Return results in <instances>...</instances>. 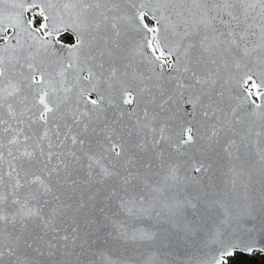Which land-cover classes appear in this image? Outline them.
I'll list each match as a JSON object with an SVG mask.
<instances>
[{"label": "snow or ice", "instance_id": "1", "mask_svg": "<svg viewBox=\"0 0 264 264\" xmlns=\"http://www.w3.org/2000/svg\"><path fill=\"white\" fill-rule=\"evenodd\" d=\"M36 7V0H0V51L11 52L0 55V264H81V257L96 264L97 256L99 264H168L167 256L190 242L187 264L264 254V0H42L27 19ZM134 63L146 69L131 77L142 86L129 82ZM221 63L240 89L228 116L220 115L224 91L214 96ZM233 70L240 74L234 81ZM152 80L161 94L160 82L171 85L165 104L183 112L187 103L193 111L175 127L157 129L145 106L143 122L135 121L142 137L135 148L144 155L136 158L118 121L102 124L101 114L134 99L140 108V97L152 96ZM191 89L200 93L195 99L185 95ZM253 89L259 105L249 99ZM249 114L258 117V131L245 126ZM198 115L211 121L207 139L224 153L230 187L260 186L250 227L233 229L231 213L224 218L211 176L202 184L190 175L211 165L187 151L183 164L164 157L163 143L173 137L177 151L202 138ZM85 210H99L100 218L88 220L96 231L81 237L76 216L62 227L69 212ZM109 239L135 247L119 258L93 251Z\"/></svg>", "mask_w": 264, "mask_h": 264}, {"label": "water", "instance_id": "2", "mask_svg": "<svg viewBox=\"0 0 264 264\" xmlns=\"http://www.w3.org/2000/svg\"><path fill=\"white\" fill-rule=\"evenodd\" d=\"M42 0H36V4L41 6ZM27 3L31 4L32 0H27ZM25 17L29 19L27 12L25 13ZM258 31V30H257ZM11 32V29H9V33ZM11 35V34H10ZM252 40L258 41V37H252ZM6 42L0 43V49L3 48V45ZM13 44L16 43L15 40L12 41ZM253 45L250 42L249 48H251ZM0 55H4L5 58L9 57L11 55V52H4L0 51ZM255 55V54H254ZM211 68H215V66H210ZM51 71H55V66L53 65L50 68ZM144 72L145 75H147L146 69L142 65H138L136 63L133 64L131 68L128 69V79L129 82L133 84V87L142 86L140 85L139 79L136 81H132L131 77L136 72ZM202 71H204L202 69ZM171 74V73H169ZM84 75H87V73H84ZM239 73H236L234 70L232 72L233 81L239 78ZM217 76L219 78V84L216 88V93H214V96L218 95L219 91H224V97L223 101L221 103V108H223L225 111L220 114L222 116H228V110L230 105H235L237 102L235 99H233L234 96L239 95L240 89L239 86L235 85L234 83H229V69L223 67V63H221L220 67L217 69ZM253 80H256L257 83L258 78L257 76H253ZM149 87L152 88V96H148L147 94L140 97V108H135L136 100L134 99L132 105H121V108L117 110L115 107H108L105 111V113L101 114V123L107 122L109 124H112L113 121H118V123L115 125L119 132L123 133L125 138L129 141V144L132 148L129 155L134 156L136 158H139L144 155V153L140 152L139 149L135 148V144L140 142L141 135L139 133V128L136 125L135 121L137 116L140 117L141 121L143 122V113L142 109L147 106L148 113H149V120H151L152 116L155 115L156 120L152 122V126L159 129V127H167V128H173L178 124L181 120L189 119L190 117L184 116V113H191L193 111L191 104H185L183 106V112H178L176 110L175 105L169 103L165 104L164 101L167 99L169 95V90L171 88V85L167 83V81L160 82L163 87V94H161V91L159 88H156L154 85L157 83L155 80L152 81H146ZM219 85H223V88ZM264 89V88H263ZM264 92V91H263ZM200 94L197 89H191L185 93L186 96L192 95L193 99H195V96ZM135 95V94H134ZM152 97H155V102H152ZM91 98L95 99V93L91 94ZM250 101H254L255 104H257V101H255L252 96L249 98ZM258 101H260V104L262 103L261 98L258 96ZM203 103H207V99L204 98ZM163 105V107H161ZM259 105V104H257ZM244 109L248 112H252V105L246 104L244 105ZM123 111L124 115L121 116L120 112ZM133 112V115L129 116L128 113ZM243 115V112L241 113ZM198 120L202 121V126L199 129L201 139H198L191 147L184 146L182 149L177 151L176 149V141L175 137H173V141L171 143H163V151H164V157L168 161H177L181 164L185 161L187 157L183 155L184 151H187L189 154H195L199 159L203 160L205 166L211 165V168L209 169L208 173L206 174H199L192 172L190 173L191 176L197 177L201 180L202 184H206L208 182V177L211 176L214 184L217 186V191L220 192V199L223 200L225 204V208L221 209V212L225 213L224 218L227 219V213H231L232 215V228H244V227H250L251 224L249 223L250 218L248 217L247 213L250 210V205L253 203L254 200L260 199V186L258 182H255V187H248L247 190L240 185V183H237V188L232 189L230 185L227 183L228 177L224 175V173L227 171V169L223 166L225 164V156L224 153L220 150V146L214 145L210 146V142L207 139V137L211 133V129L207 126L208 123H211V121L203 122L202 117L199 115L197 116ZM229 119L231 117L229 116ZM245 120V126H252L256 125L255 130H259L258 123L259 119L255 115H246L244 117ZM240 127V126H238ZM149 139H151V133L148 134ZM251 139H255V137H251ZM159 150V149H158ZM6 151V150H5ZM148 154L155 155L151 147L148 148ZM123 163V161H121ZM5 171H7V164L3 165ZM181 174H184V169L182 168ZM115 210V203L113 206L109 209H106L105 211L109 216L112 215V212ZM219 214L214 215L213 221H210V223L214 222V220L218 217ZM77 217V222L80 224L81 228V237H83L84 232L86 230L88 231H96V228L93 227L88 223V220H95L96 218H100V212L97 210L94 213L88 214V211L85 210L82 213H73L69 212L68 216L65 217V223L62 225V227H68L69 224L73 223L72 217ZM87 216V219H86ZM111 231V226H106V231L101 233V235H105L107 232ZM69 235L71 236V233L69 231ZM93 251H95L97 248H99L102 251L107 252L109 255H111L113 258H119L121 254L128 255L132 249L135 247L132 244H118L115 241H112L109 239V242L107 244L103 242H97L93 244ZM192 243L190 242L188 245V248H185L183 244H181L178 248L175 249L174 253L167 256L168 264H187L190 256H191V249ZM127 249L128 251H125ZM91 259L96 260V264H99V258L97 257H91ZM81 264H87V261L84 257L80 258Z\"/></svg>", "mask_w": 264, "mask_h": 264}, {"label": "trees", "instance_id": "3", "mask_svg": "<svg viewBox=\"0 0 264 264\" xmlns=\"http://www.w3.org/2000/svg\"><path fill=\"white\" fill-rule=\"evenodd\" d=\"M261 257L264 259V254L260 253H254L253 255H247L245 253H238L236 257H234V261L232 264H245V262H249V264H254V262L259 261V258Z\"/></svg>", "mask_w": 264, "mask_h": 264}, {"label": "rangeland", "instance_id": "4", "mask_svg": "<svg viewBox=\"0 0 264 264\" xmlns=\"http://www.w3.org/2000/svg\"><path fill=\"white\" fill-rule=\"evenodd\" d=\"M38 7H40V5H38V4H36ZM33 12H37V10L36 9H34V10H32V11H30V12H27L28 13V15H29V17H30V19H32V14H33ZM40 19H42V18H40ZM147 19V18H146ZM149 22V24L151 25V23H152V21H148ZM158 54V53H157ZM252 83H249V85L248 86H250ZM246 86V85H245ZM253 95L255 96V97H257V99H258V96L257 95H255V89H253ZM259 251H257V252H255V253H258ZM259 258V261H257V262H254V264H264V259L263 258H261V257H258ZM235 260V259H234ZM233 260V261H234ZM244 264V263H243ZM245 264H249V262H245Z\"/></svg>", "mask_w": 264, "mask_h": 264}, {"label": "bare ground", "instance_id": "5", "mask_svg": "<svg viewBox=\"0 0 264 264\" xmlns=\"http://www.w3.org/2000/svg\"><path fill=\"white\" fill-rule=\"evenodd\" d=\"M34 9H36L38 12H39V10H40V7H36V8H34ZM34 9H29V11L28 12H30V11H32V10H34ZM249 83H252V81H248L247 82V85L245 86V87H248V85H249ZM260 91L261 92H263L264 91V89L263 88H261L260 89ZM252 98L255 100V101H257V97H255L254 95H252Z\"/></svg>", "mask_w": 264, "mask_h": 264}, {"label": "flooded vegetation", "instance_id": "6", "mask_svg": "<svg viewBox=\"0 0 264 264\" xmlns=\"http://www.w3.org/2000/svg\"><path fill=\"white\" fill-rule=\"evenodd\" d=\"M38 12V11H37Z\"/></svg>", "mask_w": 264, "mask_h": 264}]
</instances>
